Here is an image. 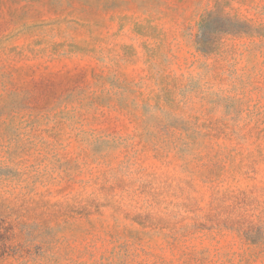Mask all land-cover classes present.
<instances>
[{"label":"rangeland","instance_id":"rangeland-1","mask_svg":"<svg viewBox=\"0 0 264 264\" xmlns=\"http://www.w3.org/2000/svg\"><path fill=\"white\" fill-rule=\"evenodd\" d=\"M0 264H264V0H0Z\"/></svg>","mask_w":264,"mask_h":264}]
</instances>
